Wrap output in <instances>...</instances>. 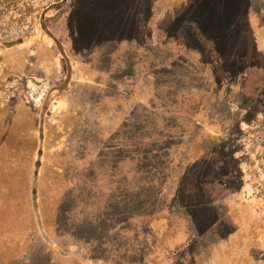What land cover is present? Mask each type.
<instances>
[{"label":"rangeland","instance_id":"1","mask_svg":"<svg viewBox=\"0 0 264 264\" xmlns=\"http://www.w3.org/2000/svg\"><path fill=\"white\" fill-rule=\"evenodd\" d=\"M262 11L264 0H0V29L21 25L34 29L22 46L19 40L0 43V73L12 75L4 86L0 83V94L19 100L43 127L34 158L26 145L28 139L33 141L28 127H19V141L11 139L14 133L8 134L9 129L0 136V264L232 263L229 252L218 249L232 234L230 214L242 204L237 197H227L231 194L218 181L210 192L215 164L194 163L183 175L187 166L179 157L187 146L185 139L195 140L203 133L184 118L191 112L177 105L193 106L184 102L189 94L210 90L217 96L208 104L218 109H223L220 99L229 90L232 101L254 104L256 114L234 107L252 123L241 121L238 127L233 123L231 129L243 136L236 153L246 181L241 196L257 195L264 201ZM30 81L45 85L50 100L46 109L45 97L32 106L27 97ZM168 83L187 97L159 98L157 90ZM26 117L19 123L27 124ZM219 128L217 136L224 135ZM42 141L55 148L44 153ZM150 142L161 145V160L175 153L170 169L174 173L156 182L167 195L173 177L192 179L196 187L189 192L197 193L199 202L210 192L216 206L206 200L201 211L154 203L149 194L154 190ZM207 144L217 152L214 143ZM71 145L66 152L72 157L69 165L61 164L59 157ZM54 151L51 162L56 172L47 177L44 163ZM99 152L103 158L96 157ZM226 164L217 180L230 172ZM32 168L40 174L35 181L38 209L25 205L26 189L35 183L28 177ZM226 182L234 192L240 183L238 178ZM138 199L147 205L144 209L137 208ZM130 207L135 208L128 213ZM209 209L218 217L216 231L202 214ZM241 210L250 239L254 214ZM258 211L264 217V206ZM257 223L260 238L251 241L262 255L258 254V264H264V222Z\"/></svg>","mask_w":264,"mask_h":264},{"label":"trees","instance_id":"2","mask_svg":"<svg viewBox=\"0 0 264 264\" xmlns=\"http://www.w3.org/2000/svg\"><path fill=\"white\" fill-rule=\"evenodd\" d=\"M211 8H212V6H211ZM262 13H264V11H262ZM22 41H24V39L19 40V46H22V43H21ZM1 45H3V44H1ZM245 81L247 82V79H245ZM165 83H167V82L165 81ZM155 88L157 90V87H155ZM247 92H249V89H246V93ZM157 94H158L159 98H164V96H170V97L176 98V96H179V95L181 96V98H183L185 96L187 97V95L185 93L181 94L177 88L175 89L171 83H168L163 88L159 87V90H157ZM216 96H217V93L211 92V90H210V93L202 92V93L189 94L188 99H191V100L185 99L184 102H186L187 104H194L193 106H185V105L183 106L182 104L177 105V108H180V110H182L183 112H191V113L187 114L189 116H184V118L188 119L187 121H190L191 123L196 124L199 128H201V132L203 133L202 137H197L195 140L192 138L190 139L189 136L186 137L185 140H186L187 146L184 148V152H181V157H179L180 163L187 166L186 170H184L182 173H183V175H185V173L187 174V172H189L192 168H194V165H195L194 163H198V164L199 163H207L209 165L210 164L216 165L213 172L211 171L212 173L215 172L214 175L207 174V176H206V177H208L211 175L212 177H215V178L211 179V181H210V182H212L211 184H213V186H211L209 189L210 192H214V190L217 188V186L220 185V187L222 188L223 191H227L231 194V195H228L227 197H229V196L230 197H233V196L237 197L238 201H240L242 204V206L238 207L240 209L234 210L236 213L233 212L232 214H230V218L232 221L230 223V226L232 229V234L228 238L229 240L226 242V244L220 245L218 250H220V249L224 250V252H226V255L229 252L230 257H228V258H231L233 260L232 263H234V264H258L261 261L260 257H262V255L259 254L260 249H259V251H255L253 245H256V243L254 244L251 240H258L260 237L256 236V233H253L254 236L250 239L248 238L249 235H247V227L249 225H247L248 223L244 222V215H243V212L241 209H244L243 211H246L248 213V216H249L250 215V209H252V208L253 209L256 208L257 210L261 209L264 206V201H263V199L259 198L257 195L252 197L251 199H245L241 196L242 195V193H241L242 187L246 183V181L242 178L243 174H242L241 169H240L241 159L236 157V153L238 152V150L241 147V145H239L240 144L239 141L243 138V136H242L241 131H239L240 134L235 133L236 135H234L233 130L231 129V125H233V123L237 127L239 126V123L241 121H245L249 124L252 123V119L250 120L248 118V116H247L248 119H246L244 117H240L239 113L237 112V110L234 109V107H240V108L244 109L247 112V114H250V113L256 114V110L253 107L254 106L253 103L243 105L240 103H236L235 101H232L230 90L227 92V94L225 96L221 97V99H220L221 106L223 107V109H218L219 108L218 106L214 107V104L212 106H210L208 103L210 102V100H212L214 102L216 99ZM158 97H155V102L157 103V105L161 106L160 108H163V110H166L165 109V108H167L166 105L161 104L162 102L158 99ZM204 97L207 98V101L201 100V98H204ZM43 103H44L43 105L45 106V109H46L50 103V100L48 99V97L44 98ZM216 107H217V109H215ZM177 108L175 110H177ZM43 109H44V107H43ZM157 109H158V111H160L159 108H157ZM172 110H174V109H172ZM262 112L264 113V110ZM205 117L208 118L207 123L205 122L207 119ZM233 117H235V118L233 119ZM204 118H205V120H204ZM219 126H220V128H219ZM218 128H219V131L221 133H223L224 135L217 136V133H218L217 129ZM227 133L229 135H227ZM71 142H73V141H71ZM208 142L214 143L216 145L217 152L212 150V148L207 144ZM148 146H149L148 151H149L150 166L152 168L150 175H149V178L151 179V182H152L151 187H153V189H154V190L150 191V193H149L152 201L154 203H157V204H160V203L166 204V205L168 204L169 209L175 208L174 205L176 204L177 207H181V209H184V210H186V208L191 206L193 208L194 207H200V210L203 211L204 208L202 206L205 207V205H206V203H204V201H206V200L209 201L211 199V196L209 197V194H211V193L206 192L208 195L207 196L208 199L204 198L206 196L205 193L203 195H201V196H203L201 198V199H203V201L199 202L198 199L194 197L195 196L194 194H197V193L189 192V191H194V189L196 187V185L193 183L192 179H186L184 181L179 179L177 181L173 177L171 180H172V183L174 186L169 187V189H171V191H170L171 193L169 195L166 194V190H163L166 188H164L161 184H160V187L158 184H156V182L158 181V178L161 181L162 177H171L172 173H174V171H171L170 169L172 167L171 163L175 160V153H173V152L170 153V157L168 156L167 159L164 161L163 159L161 160L160 158H158V155L163 154L162 151L160 152V148H159L161 145L153 144L152 142H150V143H148ZM173 150H174V148H173ZM230 150H233V151L230 152ZM167 152H169V151H167ZM59 161L61 164H67L69 162L68 159H63V158H61V159L59 158ZM178 164H179V162H178ZM223 164H226L225 166H227V168L229 169L230 172H228L227 174L224 175L225 176L224 179L222 178L221 180L220 179L217 180V178H216V176L218 175L217 173H221V171H223V170H221ZM230 165H232V167ZM44 166H45V169H44L43 173H46L47 177H50V174L54 173L53 168H52V162L47 160V162L45 161ZM205 169H206V167L203 170H205ZM39 175H40L39 171H36L35 175H34L35 181H37ZM44 176H45V174H44ZM62 176H63V178H65L67 176V174H64ZM186 176H188V175H186ZM236 178H238L240 183L238 185V188L235 189L236 191L234 192V189L230 188L231 184L226 182V180L236 179ZM207 180H208V178H204L202 181H207ZM217 181L219 183L218 185H217ZM190 184H192V185H190ZM184 185H187V187L185 188ZM201 185H203V184L201 183ZM203 192H201V193H203ZM154 196H156V198H154ZM210 201L212 202L211 204H213V206H216L214 204L215 199L210 200ZM201 204H202V206H201ZM137 205H138L137 208H139V209H144L145 206H147L144 202H142L139 199H138ZM209 207H211L210 202H209ZM134 208L135 207L127 208L128 213L133 212ZM213 210H214V207H213ZM207 211H208L207 212L208 214L204 213V212L202 213L204 216H206L204 218V220H206L207 222L210 221L211 223H213V230L216 231L215 230L217 228L216 225H218L217 224L218 223V221H217L218 217H216V213H215L216 211L212 212V210H210V209ZM211 214H213L214 216H212ZM251 218H254V225L252 227L253 229L256 228V225L258 224L257 221L260 223L264 222V217H261L259 211L256 214V216L254 214V217H251ZM251 218H250V220H251ZM103 219L104 218L102 216L99 219L101 224L103 222ZM201 222H202L201 224H203L202 220H201ZM207 222H205V223H207ZM250 226H251V224H250ZM222 229H219V230H222ZM219 230H218V232L220 233ZM248 233H251V232L248 231ZM240 234H246L245 236L242 237L244 239L238 240V237ZM245 239H248V240H245ZM258 254L260 255V257L258 256ZM232 263H230V264H232Z\"/></svg>","mask_w":264,"mask_h":264},{"label":"crops","instance_id":"3","mask_svg":"<svg viewBox=\"0 0 264 264\" xmlns=\"http://www.w3.org/2000/svg\"><path fill=\"white\" fill-rule=\"evenodd\" d=\"M21 64V62H20ZM2 68V67H1ZM12 75H9L6 74V73H0V83L1 85L3 84L4 86V82H8V79L11 77ZM4 91V90H2ZM13 113V114H11ZM20 113V114H19ZM25 116H28L26 117V123L24 125V123H19L20 121L22 120H25ZM81 123V122H80ZM37 122H36V118L32 116L31 112L26 109L25 107L22 106L21 103H19V100H16V99H11V98H6V97H3L2 94H0V136L5 133L7 131V129H9V133H14L13 137L11 139H14L16 138V140L19 141V127H28V129H31L28 134L32 137V140L34 141V138H35V143L33 144V141H28L27 140V146H28V150L30 149L31 150V154L29 157L31 158H34V156L36 155L35 154V150L36 152L38 151V149L41 147V137L39 136L40 132H41V128L42 127V124L40 125L41 128H39L37 126ZM40 130H39V129ZM40 131V132H39ZM73 130L71 131V135L72 134ZM39 133V134H38ZM8 138V137H7ZM5 138V140L7 139ZM76 140H79L80 139H76ZM79 141H75V146H79V148L81 147V144L79 143ZM43 142V141H42ZM47 142H45V145H46ZM82 143V142H81ZM42 148H43V151L44 153L47 152L46 150H48V152H50L53 148H55V146L53 145H47L46 147L44 146V142L42 144ZM72 149V145L70 147H65L64 149V152L62 154H64L63 156H60V157H64V159H72V157L69 156V153H66V152H70V150ZM44 155V154H43ZM56 151H54V154L52 155H49V160L51 162V157H55L56 158ZM103 153L102 152H99V153H96V157L100 156L101 158H103ZM85 157H83V161H84V166H85V171L87 170L86 166L88 165V155H84ZM59 157V158H60ZM81 159H79V167L81 165ZM35 163V162H34ZM69 163V162H68ZM67 163V165H69ZM36 164V163H35ZM66 165V164H65ZM33 171L31 170L28 174V177H32V180L35 182V178H34V175H35V172H36V169L32 168ZM53 172L55 173L56 172V169L54 168L53 169ZM66 171H64L63 175L66 174L65 173ZM37 182V181H36ZM36 182L33 183V184H29V187L28 189H26V195L27 197H29L28 201H26V204L27 207H31V209H38V205H39V202L37 200V190H36ZM245 188V187H244ZM243 193V192H241ZM30 194H31V201H30ZM252 207V206H251ZM256 211V208L255 209H250V213H254L255 216L257 214V212L255 213ZM248 214V213H246ZM261 215V214H260ZM36 224L37 226L39 225V220H38V214L36 213ZM252 227V226H251ZM253 228L250 229V232H252ZM258 226L256 225V228H255V232L256 233V236H259L258 235Z\"/></svg>","mask_w":264,"mask_h":264},{"label":"built area","instance_id":"4","mask_svg":"<svg viewBox=\"0 0 264 264\" xmlns=\"http://www.w3.org/2000/svg\"><path fill=\"white\" fill-rule=\"evenodd\" d=\"M34 33L33 27L26 25L16 26L12 28L0 29V43L12 42L20 39H26ZM46 94V87L43 84H35L30 81L28 85L27 97L30 100L33 107H37L41 104Z\"/></svg>","mask_w":264,"mask_h":264},{"label":"flooded vegetation","instance_id":"5","mask_svg":"<svg viewBox=\"0 0 264 264\" xmlns=\"http://www.w3.org/2000/svg\"><path fill=\"white\" fill-rule=\"evenodd\" d=\"M18 41V40H17Z\"/></svg>","mask_w":264,"mask_h":264}]
</instances>
